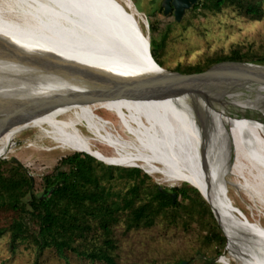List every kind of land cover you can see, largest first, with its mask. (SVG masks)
Masks as SVG:
<instances>
[{
    "label": "bare ground",
    "instance_id": "1",
    "mask_svg": "<svg viewBox=\"0 0 264 264\" xmlns=\"http://www.w3.org/2000/svg\"><path fill=\"white\" fill-rule=\"evenodd\" d=\"M6 9L18 16L5 13ZM137 13L132 0H0V117L17 103L54 92L112 86L165 73L167 70L152 59L150 40L138 25ZM245 91H264V86L244 85L230 91L228 97L236 100ZM239 104L247 106L240 109H256L264 117L263 108ZM101 108L117 119L120 131L96 112ZM259 121L207 109L198 97L184 94L61 105L24 122L37 130L36 143L49 137L58 144L56 148L95 156L93 145L100 144L115 151L110 157L115 163L141 160V167L150 172L159 169L167 182L196 185L212 205L227 237L229 256L220 262L264 264L261 251L251 246L264 248V235L244 222L254 223L263 234L264 225L236 218L228 198L227 167L213 157L210 142V135H215L231 149L252 153L264 162V139L258 131L264 122ZM80 126L88 134L82 133ZM13 133L1 139L0 153L9 149ZM244 190L264 200L263 188Z\"/></svg>",
    "mask_w": 264,
    "mask_h": 264
},
{
    "label": "rangeland",
    "instance_id": "2",
    "mask_svg": "<svg viewBox=\"0 0 264 264\" xmlns=\"http://www.w3.org/2000/svg\"><path fill=\"white\" fill-rule=\"evenodd\" d=\"M120 1L126 3V0ZM132 1L138 11L136 14L138 25L151 41L154 59L158 60L161 67L167 71H174L177 67L186 68L203 64L211 56L228 54L234 49L248 56H264V17L260 21L249 20L238 15L232 7H225L219 13L189 8L183 18L177 22L172 12L163 14L162 0ZM3 8H7L5 3ZM6 10L5 13L18 16L14 15L13 10H7L8 12ZM164 33L166 38L163 46L161 38ZM254 94L245 91L241 98L248 99ZM222 108L226 114L233 117H253L260 119L259 122H264V117H261L260 112L255 109L242 110L231 104L223 105ZM96 112L114 122L116 128L121 130L117 119L107 114L103 108ZM80 130L88 134L85 127L80 126ZM258 131L264 139V125H261ZM10 132H14V139L9 149L0 153V158L14 159L21 163L33 177L36 193L41 191L42 176L51 172L60 158L77 152L64 147L56 148L58 144L49 137H44V142H34L37 138V130L26 122L4 131L0 135V141ZM210 140L213 157L227 167L228 198L233 202L234 209L246 216L243 218L244 216L241 217L234 212L236 218L241 221L249 219L250 222L263 226L264 200L258 199L255 195L250 196L244 189L256 192L260 188L264 189V162L252 153L245 154L238 149H231L224 140L215 135H210ZM93 149L101 161L109 164L102 162L107 166L141 167L143 162L139 160L121 165L110 160L115 153L111 148L94 144ZM141 168L150 177L151 180L148 181L157 183L163 189L179 187L184 183L167 182L159 169L150 172L147 168ZM157 168L162 166L157 164ZM236 171L241 172L242 176ZM114 175L115 179L107 183V186L113 191L123 193L128 182L120 178L117 172ZM181 199L179 197V201L183 203L182 207L162 211L150 226L127 228L125 218L122 216L111 231V237L116 244L114 251L117 255L116 264H223L220 262L222 258L229 256L228 241L227 245L225 244L226 248L224 246L220 253L215 243L205 241L204 236L208 227L205 224V217L199 207L189 205L190 200ZM244 223L259 235H264L254 223ZM9 239V234L0 237V264H65L66 261L68 264H103L91 262L69 251L64 253L65 258H61L52 248L45 249L37 256L35 246L29 241L18 243L14 251H11ZM251 246L257 252L261 251L258 252L259 255L264 256L263 247ZM227 263L237 264L236 261Z\"/></svg>",
    "mask_w": 264,
    "mask_h": 264
},
{
    "label": "trees",
    "instance_id": "3",
    "mask_svg": "<svg viewBox=\"0 0 264 264\" xmlns=\"http://www.w3.org/2000/svg\"><path fill=\"white\" fill-rule=\"evenodd\" d=\"M263 2L200 0L191 8L219 13L225 7H232L238 15L260 21L264 17ZM165 38L166 33L161 38L163 46ZM150 54L154 59L151 41ZM154 61L162 66L158 60ZM221 61L264 64V56H248L234 49L228 54L211 56L203 64L177 67L174 71L201 72ZM140 168L107 166L77 151L60 158L52 171L42 176L41 191L36 193L34 179L21 163L0 158V237L9 234L11 251L18 243L29 241L35 246L37 256L52 248L61 258L69 251L91 262L116 264V244L111 231L120 218H125L127 228L150 226L162 211L182 207L181 197L190 200V206L199 207L208 226L204 239L215 243L220 253L226 244L225 236L198 190L186 182L163 189L148 181L151 179L147 172ZM115 172L128 182L123 193L107 186L115 179Z\"/></svg>",
    "mask_w": 264,
    "mask_h": 264
},
{
    "label": "water",
    "instance_id": "4",
    "mask_svg": "<svg viewBox=\"0 0 264 264\" xmlns=\"http://www.w3.org/2000/svg\"><path fill=\"white\" fill-rule=\"evenodd\" d=\"M198 1L200 0H162L161 7L164 15L172 12L175 21L179 22L183 18L185 11ZM248 84L264 86V65L253 62L221 61L201 72L180 73L178 71H166L165 73L146 75L121 84H112V86L105 85L101 87L97 85L87 89L54 92L49 94V96L17 103L5 112L3 116L1 115L0 135L12 126L21 124L34 115L57 106L73 103L83 104L121 99L153 100L185 94L198 97L204 107L218 112H224L222 107L226 104L241 108L242 105L239 102L251 103L250 105L264 108V91L254 92V96L248 99H243L239 96L236 97V100H233L228 97L231 93L230 91H238L239 87ZM84 153L101 161L91 153ZM186 183L190 184L189 182ZM190 185L195 187L208 203L201 189L194 184ZM172 196L174 198L175 194H172ZM209 205L214 218L225 236L227 245V237L222 228L221 221L218 219L212 205ZM234 212L243 217L239 210L234 209Z\"/></svg>",
    "mask_w": 264,
    "mask_h": 264
}]
</instances>
